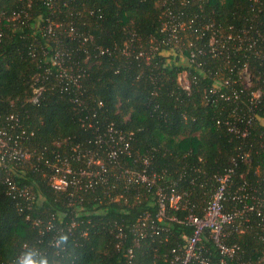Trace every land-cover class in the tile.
Masks as SVG:
<instances>
[{
  "label": "trees",
  "instance_id": "obj_1",
  "mask_svg": "<svg viewBox=\"0 0 264 264\" xmlns=\"http://www.w3.org/2000/svg\"><path fill=\"white\" fill-rule=\"evenodd\" d=\"M51 1L0 0V127L21 134V144L33 152L30 160L13 165L12 171L0 165V264H21L29 258L33 264L40 259L48 264H124L130 248L134 264H172V249L184 246L194 227L171 217L184 220L190 212L203 216L218 186L216 174L235 167L229 187L233 195H246L249 185L264 188V125L253 126L243 140L226 125L227 120L236 121L234 113L251 114L248 92L231 96L243 87L246 65L253 75L252 89H264V0ZM14 12L20 13L17 19ZM170 17L179 24L182 58L179 49L175 57L166 53L174 49L167 42ZM48 20L67 27L61 28L57 40L48 41L43 33ZM70 24L76 36L69 34ZM214 33L241 34L246 41L240 49L213 56L208 43ZM86 35L89 38L84 40ZM56 45L71 50L77 68L85 73L81 80L85 107H75L72 93L56 87L47 89L40 104L29 100L34 79H44L49 53ZM103 47L110 52L101 54ZM196 48L206 53H197L195 62L186 61ZM198 62L203 63L198 66ZM183 72L190 80L189 90L180 84ZM229 77L230 86L210 91ZM254 110L264 116V94ZM11 114L34 135L25 139ZM110 126L130 139V151L121 157L124 168L157 173V183L151 188L142 183L125 187V176L117 181L113 176L110 183L115 188L99 185L73 195L70 190H54L44 157L80 152V159L71 163L77 169L85 166L83 154L97 147V137ZM106 146L101 150L104 161ZM244 152L250 154L247 161L240 157ZM9 175L37 195L32 207L24 197L8 194ZM160 187L183 193L187 207L174 209L167 204L166 216L157 221ZM118 195L122 198L116 200ZM236 204L240 202L230 198L226 207ZM145 215L166 229L155 232L147 222L141 236L137 227ZM241 226L243 232L229 227L225 239L240 247L233 257L222 255L208 232L202 238L211 264H264L261 217L252 214L250 222ZM119 228L122 238L117 237Z\"/></svg>",
  "mask_w": 264,
  "mask_h": 264
},
{
  "label": "built area",
  "instance_id": "obj_2",
  "mask_svg": "<svg viewBox=\"0 0 264 264\" xmlns=\"http://www.w3.org/2000/svg\"><path fill=\"white\" fill-rule=\"evenodd\" d=\"M50 3H52V1L48 0V4ZM19 16L20 13L14 12V19H17ZM63 26L64 24L62 22L48 20V24L45 25L43 29V33L48 37V41L50 39L57 40ZM166 26H169L170 29V36L168 37L167 42L173 44L174 50L179 49L182 55L184 50L181 45H183L184 42L179 35V24H177L175 18L170 17L168 22H166ZM180 26H182L181 23ZM69 34L72 36H74V34L75 36L77 35L76 28L71 24L69 25ZM88 38L87 35L84 36V40H87ZM237 39H239V43ZM242 41H246V39L241 34L235 36L230 34L228 37H221L217 36V33H214L208 43V50L213 56H218L222 50L228 51L229 48H233V50L240 49L242 47ZM47 44L49 45L48 42ZM191 45H193L192 42H190L189 46L191 47ZM42 50L44 55L47 56L48 53L44 46H42ZM126 50L127 49H124L123 51L128 54L129 51ZM99 51L101 54L110 52L109 48L104 47L100 48ZM190 52V55L187 59L185 57V60L188 62H195L196 54H204L206 53V50L204 48H196L192 49ZM49 54L48 58L50 63L44 71L45 77L44 79H40L39 77L34 79L32 94L29 100L33 104H40L44 99L47 89L56 87L72 93L71 102L75 107H85L87 103L84 97L81 96L85 91L81 81L85 73L77 68L79 63L76 61L73 52L56 45L53 48V51ZM142 54L143 52L139 53V55ZM202 63L203 62H198V66H201ZM242 73L244 78L243 87L240 91L234 90V94L231 96L238 98L241 92H248L250 95L248 97L249 103L247 104L249 108L247 109L251 111V114L246 117L234 113L236 121L227 120L226 125L228 130L236 134L237 138L243 140L250 136L251 128L253 126L256 127V125L259 124L264 125V116L257 115L254 110L262 100L264 89L262 87L255 90L252 89L253 75L247 65L244 67ZM232 80L233 79L230 77L219 80L213 85L210 91L216 92L220 86H230ZM179 81L184 89H190L191 83L186 72L179 75ZM221 96L229 99L227 94H222ZM246 100L247 99H242L240 102L246 103ZM99 104L102 105V102H99ZM238 107L239 106H237V108ZM239 108H242V104H240ZM10 120L15 121L16 125L19 128H22V132L25 133V139H29L34 135V131L29 132L26 127L23 129V126L18 123L19 120L15 114H11ZM21 138V134L15 135L11 129L7 130L5 127H0V165L2 168L12 171L13 165L24 161L27 162L32 158L33 152L28 149V146L24 147L21 144ZM104 143L107 144L106 148L103 150V155L105 154L107 157L106 161L103 160L101 154ZM96 145L97 147H95L94 150H88L83 154L87 158L86 165L79 167L78 169L73 166L71 161L74 159H80V152L78 155L72 157L61 156L57 153L53 157H44V162L50 170L49 173H47L50 186L59 192L70 190V194L73 195L75 192L87 191L99 185L108 186L111 184V177L113 176L116 181L125 176V187H128L130 184L142 183L148 188H151L157 183V173H147L146 170L124 168L121 163V157L123 154L129 153L130 139L123 131L110 126L104 135L97 137ZM249 156V152L240 154L242 160L246 161ZM237 165L238 161H234V166ZM234 169L235 167H230L224 174L215 175L218 186L208 202V205L204 209L203 216L190 212L184 220L177 219V217H171L175 221L194 227L193 234L187 238L184 246L172 249V264H211V258L206 254V247L202 243V238L207 232V235L214 241L217 249L222 255L233 257L238 254L240 247L237 244L229 245L225 242L226 237L229 235V227L231 230L243 232L245 227H242L241 224L250 222L252 214H257L261 217V222L264 227V188L257 185H249L250 191L244 196L230 194L229 187L232 184V174ZM114 170L118 171L116 175L113 172ZM6 183L8 185V194H13L14 197L17 195L24 197L28 208L32 207L33 202L37 200V195L32 193L29 187L17 185L11 180L10 175L7 177ZM112 186L115 188L116 184L113 183ZM244 189L245 186H242V190ZM156 195L160 204L156 219L157 221H162L166 216L167 204L174 209H183L187 207V201L184 199V194L177 192L173 188L167 192L164 188L160 187L157 189ZM120 198L122 197L119 195L116 196V200ZM230 198H232L233 201H239L240 204H236L231 209H227L226 202L229 201ZM147 222H149L150 227L155 232H158L160 229H166L165 227H160L155 220H152V222L148 221V215H145L140 221L141 224L137 227V232L141 236L145 235V228L148 226ZM40 223L41 221L39 220L35 221V224L37 225H40ZM72 225H74V223ZM85 234L86 233H84V235ZM123 236V230L122 228H119L117 237L122 238ZM117 247H121V242L117 244ZM128 251V260L124 264H134L132 261V258L134 257L133 249L130 248ZM34 264L48 263L40 259ZM240 264L257 263L242 262Z\"/></svg>",
  "mask_w": 264,
  "mask_h": 264
},
{
  "label": "rangeland",
  "instance_id": "obj_3",
  "mask_svg": "<svg viewBox=\"0 0 264 264\" xmlns=\"http://www.w3.org/2000/svg\"><path fill=\"white\" fill-rule=\"evenodd\" d=\"M166 53L169 54V55L171 54V56H173V57L177 56L176 55V50H174V49H171V50L167 51ZM180 56H181V54H180ZM182 56H181V58H182Z\"/></svg>",
  "mask_w": 264,
  "mask_h": 264
},
{
  "label": "clouds",
  "instance_id": "obj_4",
  "mask_svg": "<svg viewBox=\"0 0 264 264\" xmlns=\"http://www.w3.org/2000/svg\"><path fill=\"white\" fill-rule=\"evenodd\" d=\"M21 264H33V261L29 258L21 262Z\"/></svg>",
  "mask_w": 264,
  "mask_h": 264
}]
</instances>
